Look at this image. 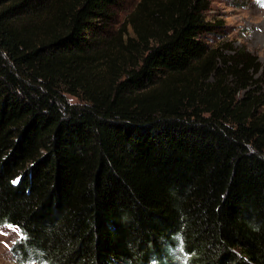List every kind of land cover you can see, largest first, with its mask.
Here are the masks:
<instances>
[{
	"label": "trees",
	"instance_id": "1",
	"mask_svg": "<svg viewBox=\"0 0 264 264\" xmlns=\"http://www.w3.org/2000/svg\"><path fill=\"white\" fill-rule=\"evenodd\" d=\"M120 2L0 0L12 251L43 264H264V64L207 43L224 29L211 0H138L114 30Z\"/></svg>",
	"mask_w": 264,
	"mask_h": 264
},
{
	"label": "rangeland",
	"instance_id": "2",
	"mask_svg": "<svg viewBox=\"0 0 264 264\" xmlns=\"http://www.w3.org/2000/svg\"><path fill=\"white\" fill-rule=\"evenodd\" d=\"M138 0H121L114 12V30L133 8ZM212 22L218 21L224 28L208 36V44L217 46L228 43L234 49L244 48L264 64V3L261 0H211L206 13ZM122 38L131 34L130 26L121 30ZM74 98L70 97V100ZM264 111V106L261 108ZM21 237L19 230L12 225H0V264H43L38 256L28 255L25 259L12 251V246ZM172 264H188L186 258L177 253Z\"/></svg>",
	"mask_w": 264,
	"mask_h": 264
},
{
	"label": "snow or ice",
	"instance_id": "3",
	"mask_svg": "<svg viewBox=\"0 0 264 264\" xmlns=\"http://www.w3.org/2000/svg\"><path fill=\"white\" fill-rule=\"evenodd\" d=\"M262 3H264V0H261Z\"/></svg>",
	"mask_w": 264,
	"mask_h": 264
}]
</instances>
